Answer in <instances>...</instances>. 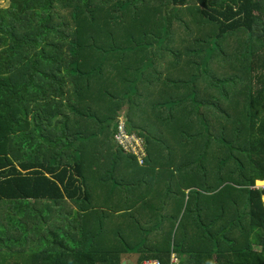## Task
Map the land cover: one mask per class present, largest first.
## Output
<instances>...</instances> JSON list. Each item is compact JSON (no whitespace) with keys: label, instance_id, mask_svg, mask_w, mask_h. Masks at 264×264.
I'll use <instances>...</instances> for the list:
<instances>
[{"label":"trees","instance_id":"1","mask_svg":"<svg viewBox=\"0 0 264 264\" xmlns=\"http://www.w3.org/2000/svg\"><path fill=\"white\" fill-rule=\"evenodd\" d=\"M7 1L0 264H122L133 243L121 231L113 247L93 243L106 231L87 229L94 213L83 211L81 188L108 184L125 155L136 159L113 147L114 121L129 93L163 80L179 96L155 105L168 108L192 152L183 171L197 168L198 177L181 209L161 220L165 249L150 258L169 264L176 252L188 256L179 264H264V192L249 189L264 181V0ZM147 138L144 166H155L161 140L151 147ZM72 205L81 209L67 223Z\"/></svg>","mask_w":264,"mask_h":264},{"label":"crops","instance_id":"2","mask_svg":"<svg viewBox=\"0 0 264 264\" xmlns=\"http://www.w3.org/2000/svg\"><path fill=\"white\" fill-rule=\"evenodd\" d=\"M141 88L136 95L132 93L127 95L129 103L123 105L124 107L117 114L116 119L118 116H124L127 122L131 120L130 115L133 116L134 132H143L146 138L148 136V144L151 147L156 146L157 140L154 137L161 140L158 143V153H155L153 158L155 166L148 164L141 167L135 158L125 155L123 158L127 164L115 166L113 177L108 184L96 183L88 185L87 188H81V191L86 193V197L81 200L83 201V211L86 208H91V212L94 213L92 218L85 222L87 229L94 228L95 233L106 231L105 236L99 233L97 236L93 235V243H97L98 247L105 246V244L113 247L117 243L118 237L116 236L119 231L129 237L127 241L130 244L133 243L132 250L122 254V264H141L138 261L150 260L152 254L154 256V253H161L165 249V234L158 231L157 228L161 224V220L168 216L167 212H176L181 209L183 192L188 194L190 188L197 185L198 177L197 168L191 167L189 172L183 171L184 164L193 161L192 152L185 153L187 149L184 141L174 134L176 126L171 123L173 121L168 122L169 111L168 108L163 107L169 106L172 100L179 95L172 87L166 85L165 80L149 81ZM158 102L164 103L163 106H156L155 104H159ZM130 103L132 104L131 108L129 107ZM154 108L157 111L154 112ZM134 116H137L139 120L136 121ZM98 126L96 123L90 124L89 128L95 130ZM168 146L171 147L169 151L166 149ZM113 147H116L114 143ZM193 182L195 183L193 184ZM188 183H190V188H187ZM80 209L81 207L77 205H72L70 209L67 207L63 210L62 217L68 223V219H73L71 213L80 211ZM101 212L108 213V216L101 218ZM60 219L59 215H54L51 220L56 222L57 226L60 225L59 230H62V234H64L66 224H64V219L60 223ZM165 225L168 227V225L171 226V223L167 222ZM132 228L133 230H131ZM137 228L142 230H137ZM148 235L150 237L146 239ZM78 237L79 235L75 234L74 238ZM86 241L91 240L89 238ZM145 241L149 247L144 251L142 248ZM155 244L157 245L155 246ZM173 254L178 258V263L180 260L188 258V256H180V254L178 256L176 252ZM16 261H19L18 257H16Z\"/></svg>","mask_w":264,"mask_h":264},{"label":"built area","instance_id":"3","mask_svg":"<svg viewBox=\"0 0 264 264\" xmlns=\"http://www.w3.org/2000/svg\"><path fill=\"white\" fill-rule=\"evenodd\" d=\"M111 140L114 145L126 154L136 157L139 165L144 166L147 158L146 138L138 132H132L126 128V118L118 116L115 122V129L111 134ZM252 191L264 192V181L257 182L249 187ZM143 264H161L158 260H147ZM170 264H179L178 258L172 253Z\"/></svg>","mask_w":264,"mask_h":264},{"label":"rangeland","instance_id":"4","mask_svg":"<svg viewBox=\"0 0 264 264\" xmlns=\"http://www.w3.org/2000/svg\"><path fill=\"white\" fill-rule=\"evenodd\" d=\"M7 6H8V1L7 0H0V7H7ZM134 118H135L136 121L139 120V118H137V116H134ZM130 119L131 120L127 119L129 121L126 122V126H127V129H129L130 131L134 132L135 128L133 126V123H134L133 116L130 115ZM137 251H138V249H137ZM178 256H179V254H178Z\"/></svg>","mask_w":264,"mask_h":264}]
</instances>
